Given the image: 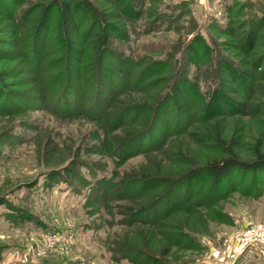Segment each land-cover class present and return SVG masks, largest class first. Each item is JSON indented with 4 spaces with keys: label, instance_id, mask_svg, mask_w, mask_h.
Wrapping results in <instances>:
<instances>
[{
    "label": "rangeland",
    "instance_id": "1",
    "mask_svg": "<svg viewBox=\"0 0 264 264\" xmlns=\"http://www.w3.org/2000/svg\"><path fill=\"white\" fill-rule=\"evenodd\" d=\"M48 1L0 20L2 84L18 93L0 99V264H264L262 250L239 245L245 228L264 225V169L218 180L204 170L225 156L219 134L240 160L264 152V75L250 66L264 47L245 55L210 28L229 21L236 1L184 0L190 12L172 27L145 32L155 8L182 0L132 1L141 11L132 21L114 0H91L109 48L97 81L85 27L65 36V52L58 7L32 39L39 11L22 18V8ZM192 17L213 53L195 55L199 66L183 59L193 81L155 111L173 68L138 77L183 40ZM227 61L248 79L222 68Z\"/></svg>",
    "mask_w": 264,
    "mask_h": 264
},
{
    "label": "trees",
    "instance_id": "2",
    "mask_svg": "<svg viewBox=\"0 0 264 264\" xmlns=\"http://www.w3.org/2000/svg\"><path fill=\"white\" fill-rule=\"evenodd\" d=\"M28 1L29 0H0V20H12L16 15V11ZM132 1L135 3L137 2V0L113 1V4H115L119 10V13L117 14L118 17H124L132 21L134 17H137L138 15L141 16V11L137 10L140 9V7L136 6V4ZM234 1L236 2L232 6H227L225 8L226 15H231V17L228 19L229 21L227 23H216L215 20L213 24L210 25V28L216 33L233 38L236 48L247 55L264 47V0H244L243 2H238L239 0ZM30 5L26 9L22 8V18L27 17L32 12L39 11V20L32 32V39L38 38L39 32L42 30V28L44 30L46 27V21L48 20L51 12L57 7L59 8V11L62 15L61 22L65 26L63 30V33L66 34H63L65 52L67 51L68 43L65 36L71 34L72 37V35L76 34L79 27H85L79 36L82 39L83 44L88 46L90 51L88 61L91 63L92 68H94V77L97 81L99 76L98 68L101 67L100 63L102 62L103 57L109 48L101 44L105 38V36H103V34L100 32L101 30L105 29L104 23L100 17L95 14L96 8L93 7L92 1L78 0L76 2H72L71 0H50L45 3H35L31 6ZM188 7L189 3L182 0L169 4L166 9L161 11L156 10L155 8L153 12L154 14L146 22L144 31L151 32L154 29H161L163 25H165L166 28L172 27L176 20L186 15L187 12H190ZM85 17H87V19H85ZM81 18L83 21H81ZM78 19H80L79 21L81 22H78ZM18 22L19 21L16 20L13 25L17 26ZM186 25H189V27L187 26V29L186 27L184 29V35L186 36L182 38L183 40L181 41L180 38L177 39L176 47H171L168 54L152 61L148 67L146 66V68L142 70L138 77V80L143 79L145 76L149 75L150 72L152 73L155 67L161 66L162 64H165L168 67L172 66L173 74L170 85L172 87L169 92L160 97L156 104L155 111L160 108V104L164 101H171L173 96H180L183 92V88L193 81L189 74L187 63L184 64L183 59L186 58V61L190 60L189 63H192L194 66H199L202 64V62L197 64L196 62L194 63L193 60L199 61V58L196 57H199V55L204 51L209 52V54L212 55V51L214 49L212 44L214 46L216 45L214 44L213 40L209 41L200 32L198 24L193 17L189 18V22ZM109 28V30H112L114 26H109ZM108 33H110V31ZM27 36L28 33H25L24 41L27 39ZM6 45H9L8 39L0 40V60L2 61L6 59L5 56L9 53V51L4 48ZM75 46L77 45H73L72 48ZM33 47L35 49V44ZM215 54L217 55V52H215ZM195 55L196 57H194ZM254 59V62L252 65H250L253 67L254 73H258V75H260L262 72V75H264V53H260ZM223 66L229 67L235 74L248 79L247 75L243 74L241 70L236 69V66L230 62H222L221 67L223 68ZM219 69L220 71H223V69ZM119 76H121V74H119ZM6 77H9V71H0V99L2 100V103L6 102V100H3V97L10 100L12 95H18L15 90H12L2 84V81H4ZM125 77L127 79V75ZM121 78L123 77H120V79ZM207 85H212V81H208ZM215 88L216 84L212 85L209 89L214 90ZM207 89L208 88H205L200 94L204 96ZM158 119L159 117H156L154 121H158ZM150 126L153 128V125ZM143 135L144 133H140L136 135L134 139L142 137ZM216 139L217 142H219V145L224 148L225 156L212 160L204 167L206 174H208V176H210L212 179L218 180L223 178L228 172L232 170H238L242 172H257L264 169V152L256 149L253 152V158L251 160H240L233 151L232 144H226L224 140H221L220 134L215 137V141ZM116 154L119 155V150L116 151ZM113 158H115L114 161L116 163L119 162L117 157ZM9 215L12 217L16 214L12 209L9 208ZM12 223L16 224L15 220ZM46 231H51V229H43V232ZM240 264H243V262Z\"/></svg>",
    "mask_w": 264,
    "mask_h": 264
},
{
    "label": "built area",
    "instance_id": "3",
    "mask_svg": "<svg viewBox=\"0 0 264 264\" xmlns=\"http://www.w3.org/2000/svg\"><path fill=\"white\" fill-rule=\"evenodd\" d=\"M46 233V237L52 235L51 232ZM239 245L246 250L260 249L264 253V225L253 224L245 228L239 236Z\"/></svg>",
    "mask_w": 264,
    "mask_h": 264
}]
</instances>
